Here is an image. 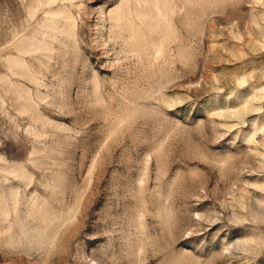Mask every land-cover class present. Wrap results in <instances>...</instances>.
Wrapping results in <instances>:
<instances>
[{
    "label": "rangeland",
    "instance_id": "rangeland-1",
    "mask_svg": "<svg viewBox=\"0 0 264 264\" xmlns=\"http://www.w3.org/2000/svg\"><path fill=\"white\" fill-rule=\"evenodd\" d=\"M0 264H264V0H0Z\"/></svg>",
    "mask_w": 264,
    "mask_h": 264
}]
</instances>
